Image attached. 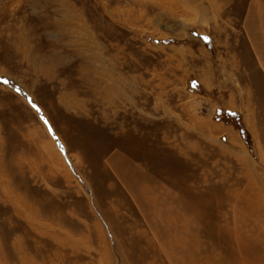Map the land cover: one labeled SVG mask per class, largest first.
Returning <instances> with one entry per match:
<instances>
[{
	"label": "rangeland",
	"instance_id": "1",
	"mask_svg": "<svg viewBox=\"0 0 264 264\" xmlns=\"http://www.w3.org/2000/svg\"><path fill=\"white\" fill-rule=\"evenodd\" d=\"M0 178V264H264V0H0Z\"/></svg>",
	"mask_w": 264,
	"mask_h": 264
},
{
	"label": "snow or ice",
	"instance_id": "2",
	"mask_svg": "<svg viewBox=\"0 0 264 264\" xmlns=\"http://www.w3.org/2000/svg\"><path fill=\"white\" fill-rule=\"evenodd\" d=\"M201 39H203L205 42H207V40H208L207 37H201ZM3 83H4V84H7L8 81L5 80V81H3ZM192 87H196V83H195V82L192 83ZM15 91L19 93V92L21 91V89L16 88ZM29 103L32 105L34 111H36V112H39V111H40L39 108H38V107H37V106H36L31 100H29ZM46 123H47V122H46ZM49 131L51 132V128H49Z\"/></svg>",
	"mask_w": 264,
	"mask_h": 264
},
{
	"label": "bare ground",
	"instance_id": "3",
	"mask_svg": "<svg viewBox=\"0 0 264 264\" xmlns=\"http://www.w3.org/2000/svg\"><path fill=\"white\" fill-rule=\"evenodd\" d=\"M1 179V178H0ZM4 181V180H3ZM0 184H3L2 181H0ZM6 184V183H5ZM4 186V184H3ZM8 190V189H7ZM6 190L5 186L3 187V191L5 192L4 196L6 197L7 201H10L9 193ZM15 202V201H14ZM17 205V204H16ZM15 206V205H14ZM18 207V206H17ZM19 208V207H18ZM21 208V207H20ZM21 210V209H20ZM18 212V211H17ZM22 212V211H21Z\"/></svg>",
	"mask_w": 264,
	"mask_h": 264
}]
</instances>
